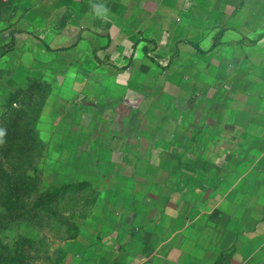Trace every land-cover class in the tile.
<instances>
[{"label":"crops","instance_id":"1","mask_svg":"<svg viewBox=\"0 0 264 264\" xmlns=\"http://www.w3.org/2000/svg\"><path fill=\"white\" fill-rule=\"evenodd\" d=\"M8 1L2 66L94 190L76 264H264V0Z\"/></svg>","mask_w":264,"mask_h":264},{"label":"rangeland","instance_id":"2","mask_svg":"<svg viewBox=\"0 0 264 264\" xmlns=\"http://www.w3.org/2000/svg\"><path fill=\"white\" fill-rule=\"evenodd\" d=\"M11 6L0 3V18ZM1 56L0 45V177L15 183L0 194V264H76L94 190L70 180L65 156L50 146L56 117L47 83L18 77Z\"/></svg>","mask_w":264,"mask_h":264},{"label":"trees","instance_id":"3","mask_svg":"<svg viewBox=\"0 0 264 264\" xmlns=\"http://www.w3.org/2000/svg\"><path fill=\"white\" fill-rule=\"evenodd\" d=\"M216 43L214 42L213 43V46L215 45ZM195 47L197 48V46L195 45ZM198 50H200L199 48H197ZM0 173H1V170H0ZM11 181L12 180V184H14L15 183V180L13 181V179L8 175V176H1L0 177V194H1V192H2V190L4 189V186H5V183L7 182V181ZM11 184V185H12ZM222 258L224 259L225 257L224 256H221V260H222ZM221 260L220 261H216L214 264H219L220 262H221Z\"/></svg>","mask_w":264,"mask_h":264}]
</instances>
